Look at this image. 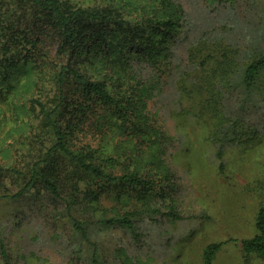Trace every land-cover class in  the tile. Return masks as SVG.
<instances>
[{
    "label": "trees",
    "instance_id": "16d2710c",
    "mask_svg": "<svg viewBox=\"0 0 264 264\" xmlns=\"http://www.w3.org/2000/svg\"><path fill=\"white\" fill-rule=\"evenodd\" d=\"M183 19L175 0H0V99L10 104L14 121L3 137L15 140L1 148L4 158L11 159L0 163V199L46 194L55 203L54 212L91 245L94 226L133 230L135 216L148 209L157 212L145 198L164 199L167 193L152 173L163 147L152 153L148 144L158 146L165 135L154 114L142 109L151 96V75L170 70ZM47 38L56 43L54 52ZM206 43L201 40L189 49L190 59L203 54L205 67L182 96L197 101L196 112L211 114L210 138L220 144L221 156V136L244 140L239 116L232 120L217 88L237 63L225 41L211 42L220 46L221 57ZM141 66L148 76L140 73ZM242 71L243 87L255 88L264 75V53L250 55ZM5 119L0 115V124ZM6 176L15 191L8 190ZM131 204L134 210L117 209ZM254 225L255 234L239 240L246 264L252 256L264 259V201ZM224 242L207 243L202 264H212ZM96 248L89 264H107Z\"/></svg>",
    "mask_w": 264,
    "mask_h": 264
},
{
    "label": "rangeland",
    "instance_id": "374dc122",
    "mask_svg": "<svg viewBox=\"0 0 264 264\" xmlns=\"http://www.w3.org/2000/svg\"><path fill=\"white\" fill-rule=\"evenodd\" d=\"M175 2L183 9V28L172 46L170 70L151 75V96L142 109L154 114V123L165 135L158 146L148 144L152 153L163 147L161 162L153 160L152 173L167 193L164 199L145 198L157 212L148 209L135 216L133 230L94 226L91 245L80 240L68 219L54 212L55 203L46 194L0 199V264H89L95 245L107 264H202L203 248L211 241H225L212 264H246L239 240L255 234V213L264 201V75L250 90L243 87L241 76L242 62L257 51L264 53V0ZM46 40L54 52L56 43ZM201 40L220 57V46L211 42L225 41L237 63L229 80L217 88L232 120L239 116L244 140L221 136V156L220 144L210 138L211 114L196 112L197 101L182 96L205 67L203 54L189 58V49ZM140 73L148 76L149 70L141 66ZM11 113L10 104L1 98L0 115L6 119L0 124V163L11 159L4 158L2 146L15 144L13 138L3 137L14 126ZM4 182L8 190H16L9 176ZM0 190L4 191L1 186ZM133 205L117 209L134 210ZM248 264H264V259L252 256Z\"/></svg>",
    "mask_w": 264,
    "mask_h": 264
}]
</instances>
